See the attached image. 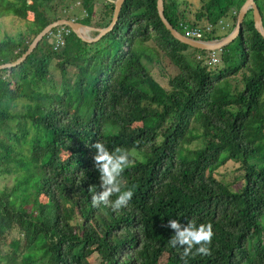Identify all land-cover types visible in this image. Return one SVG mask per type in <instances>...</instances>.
<instances>
[{"label":"trees","instance_id":"16d2710c","mask_svg":"<svg viewBox=\"0 0 264 264\" xmlns=\"http://www.w3.org/2000/svg\"><path fill=\"white\" fill-rule=\"evenodd\" d=\"M113 1L0 0V17L21 26L0 37V65L59 20L108 28ZM157 1L125 0L95 42L54 29L0 71V264H264V38L249 10L210 67V52L173 38ZM246 1L201 0L191 21L184 0H163L164 17L220 41ZM96 142L127 155L120 208L116 193L92 205ZM227 162L239 166L230 182L214 175ZM177 218L211 225L207 253L170 245Z\"/></svg>","mask_w":264,"mask_h":264},{"label":"clouds","instance_id":"9594fccd","mask_svg":"<svg viewBox=\"0 0 264 264\" xmlns=\"http://www.w3.org/2000/svg\"><path fill=\"white\" fill-rule=\"evenodd\" d=\"M95 148V168L100 174L103 190L92 196L91 202L93 206L99 203L107 202L108 197L114 193L118 194L112 203L114 209L120 208L127 204L132 196V192L125 190L121 191V186L118 183L117 177L122 171L123 166L127 163V155L121 153L116 155L108 151V149L99 142L92 145ZM119 151V150H117ZM167 226L174 230L169 239V243L173 247H182V255L188 256L194 246L196 252L207 253L208 249L201 242H208L211 239V225L198 224L195 220H187V223H181L177 219H169Z\"/></svg>","mask_w":264,"mask_h":264},{"label":"water","instance_id":"95a60500","mask_svg":"<svg viewBox=\"0 0 264 264\" xmlns=\"http://www.w3.org/2000/svg\"><path fill=\"white\" fill-rule=\"evenodd\" d=\"M125 0H115L113 1V4L115 6L114 8V14L112 18V22L110 26L106 29H95V31L98 33L96 38H87L85 34L83 33L85 30H93L87 26H83L81 24H78L74 21H68V20H59L57 22H54L53 24L47 26L33 41V43L29 46L27 52L16 62L11 63V64H4L0 65V71L5 70V69H10L15 66H18L21 64L32 52L33 50L37 47L39 42L46 36L50 35L52 30L60 28V27H67L69 28L79 39H81L84 42H95L97 41L100 37H102L104 34H106L108 31H110L117 18L119 15V12L121 10V7L123 5ZM157 10L159 17L165 26V28L170 32V34L173 36V38L185 45L190 46L191 48L201 50V51H207V52H214V51H219L221 50L224 46H227L230 44L238 35L240 28H241V23L244 20L245 15L249 10H252V15H253V21H254V27L256 31L264 38V27L262 24V18L259 13V10L253 0H247L245 4L241 7L238 18H237V23L236 27L233 30V32L228 35L227 37L223 38L220 41H197L193 40L190 38H187L186 36L182 35L178 31H176L165 19L164 17V8H163V0H158L157 1Z\"/></svg>","mask_w":264,"mask_h":264},{"label":"rangeland","instance_id":"374dc122","mask_svg":"<svg viewBox=\"0 0 264 264\" xmlns=\"http://www.w3.org/2000/svg\"><path fill=\"white\" fill-rule=\"evenodd\" d=\"M200 1L201 0H184V2H186L187 4V8L189 7V15H190V19L191 21L194 20V13L198 10V8L200 7ZM77 10H79V5L77 3H74L72 5V8L70 11H75L78 12ZM193 23V22H192ZM20 24L13 19L12 17H0V37H2L4 34H6L7 36H14L16 33H18V31L20 30ZM91 28V27H89ZM93 29V28H91ZM95 32L93 30H85L84 34L87 38L92 39L91 37V33ZM58 34V33H57ZM56 34V35H57ZM52 43H55V40L52 38ZM218 65L214 64L210 67H214ZM162 75H160L161 80L163 78H166V73H163L162 71L160 72ZM157 76V74H156ZM239 168L238 164H235L233 162H227L223 167H221L217 172H215V176L218 180H224L226 179L227 182H230L232 180V178L236 175V170ZM90 264H102L98 259L97 256H93L90 259Z\"/></svg>","mask_w":264,"mask_h":264},{"label":"built area","instance_id":"2783aa9c","mask_svg":"<svg viewBox=\"0 0 264 264\" xmlns=\"http://www.w3.org/2000/svg\"><path fill=\"white\" fill-rule=\"evenodd\" d=\"M210 30H211L210 26H207L204 29L196 28V27H191V28L184 27V32H185L184 36H186L187 38L193 39V40H197V41H205L204 35L206 32H209ZM55 43L56 45L63 44L62 37L59 33L55 35ZM217 63H218V60L216 59L214 52H210V60L207 63V65L212 66Z\"/></svg>","mask_w":264,"mask_h":264},{"label":"bare ground","instance_id":"6f19581e","mask_svg":"<svg viewBox=\"0 0 264 264\" xmlns=\"http://www.w3.org/2000/svg\"><path fill=\"white\" fill-rule=\"evenodd\" d=\"M84 33V32H83Z\"/></svg>","mask_w":264,"mask_h":264}]
</instances>
